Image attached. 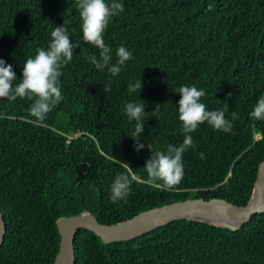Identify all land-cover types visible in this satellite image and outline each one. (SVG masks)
I'll return each mask as SVG.
<instances>
[{
    "label": "trees",
    "instance_id": "1",
    "mask_svg": "<svg viewBox=\"0 0 264 264\" xmlns=\"http://www.w3.org/2000/svg\"><path fill=\"white\" fill-rule=\"evenodd\" d=\"M117 2L124 11L111 18L104 41L112 65L121 46L132 59L112 76L87 58L100 50L83 39L78 0H0V59L12 65L16 83L57 25L66 23L74 45L60 69L62 100L43 121L30 114L35 98L0 99V264H53L61 216L89 210L112 224L189 198L245 205L251 196L264 159V120L250 116L264 98V0ZM138 80L140 92L129 93ZM182 85L203 89L207 110H226L233 127L227 133L205 122L190 133L195 148L183 153L184 177L164 190L147 183L144 165L185 138ZM129 102L145 107L139 152L136 122L124 111ZM121 173L136 179L126 199L113 203L110 188ZM73 250L75 264H264V212L236 230L179 218L109 243L80 229Z\"/></svg>",
    "mask_w": 264,
    "mask_h": 264
},
{
    "label": "clouds",
    "instance_id": "2",
    "mask_svg": "<svg viewBox=\"0 0 264 264\" xmlns=\"http://www.w3.org/2000/svg\"><path fill=\"white\" fill-rule=\"evenodd\" d=\"M77 7L82 21L83 39L86 43L94 45L100 50L99 58L96 55L87 57L97 70L107 69L112 76L121 71V66L132 59V53L121 46L116 52L118 57L115 65L111 61V49L105 44L104 32L112 17L124 11L122 3L117 0H78ZM212 5H209L211 9ZM74 45L70 40L66 23L57 25L51 32V40L47 49L37 48L34 57L30 56L23 65L22 79L16 83L17 76L11 64L0 59V99L15 101L17 98L34 99L30 106V114L38 121H43L62 100L60 69L73 58ZM110 84L103 85V91L110 90ZM141 80L128 86L129 93L140 92ZM180 94L178 101V118L182 124V132L185 134L183 142L179 145L169 144L165 151H157L146 160L144 168L148 174L147 183L171 190L177 186L184 177L183 153L189 148H195L190 133L197 130L200 124L207 122L216 130L227 133L232 131V123L226 118V110H207L201 102L205 96L203 89L196 86H180L176 90ZM157 104L154 111L159 110ZM124 111L129 121H135V130L132 133L134 147L137 152L145 145L140 142L144 132L142 117L145 114L143 104L129 102ZM250 116L256 120H264V98L258 99ZM236 113H232V119H237ZM150 149V146L148 145ZM203 158V153H201ZM135 177L130 178L121 173L113 181L110 188V201L115 203L126 199L131 192V184ZM159 182V183H158Z\"/></svg>",
    "mask_w": 264,
    "mask_h": 264
},
{
    "label": "water",
    "instance_id": "3",
    "mask_svg": "<svg viewBox=\"0 0 264 264\" xmlns=\"http://www.w3.org/2000/svg\"><path fill=\"white\" fill-rule=\"evenodd\" d=\"M264 159L258 164L251 196L245 205H236L224 199L189 198L141 211L131 218L112 224L100 223L89 210L56 220L60 235L59 249L53 264H75L73 242L80 229L93 232L103 242L128 240L174 219L185 218L236 230L252 215L264 212ZM224 215L226 221L214 223L211 212ZM206 216V217H204ZM5 234V222L0 210V245Z\"/></svg>",
    "mask_w": 264,
    "mask_h": 264
},
{
    "label": "bare ground",
    "instance_id": "4",
    "mask_svg": "<svg viewBox=\"0 0 264 264\" xmlns=\"http://www.w3.org/2000/svg\"><path fill=\"white\" fill-rule=\"evenodd\" d=\"M262 193H263V195H264V185H263ZM204 217H206V216H204ZM211 217H213V218H212V221H213L214 223H221L222 221H226L224 215L218 214L217 211H213V212H211Z\"/></svg>",
    "mask_w": 264,
    "mask_h": 264
}]
</instances>
